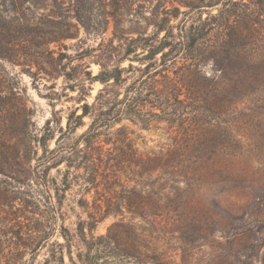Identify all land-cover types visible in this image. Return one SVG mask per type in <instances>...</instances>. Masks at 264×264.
I'll use <instances>...</instances> for the list:
<instances>
[{
  "label": "rangeland",
  "instance_id": "obj_1",
  "mask_svg": "<svg viewBox=\"0 0 264 264\" xmlns=\"http://www.w3.org/2000/svg\"><path fill=\"white\" fill-rule=\"evenodd\" d=\"M207 1L213 0H203V3ZM233 1L239 4L248 0H228L226 6L219 0L213 7L203 6L201 19L209 13L216 15L219 10L245 9L237 4L232 6ZM5 4H0V11L7 10ZM175 6L180 11L188 8L178 0H129L120 32L134 37L133 30L152 34L153 23L163 16V9L174 13ZM256 7L249 17L255 21L264 20V12ZM40 11L46 13L48 8ZM196 17L181 13L170 17L166 25L188 26L195 24ZM71 21V36L51 41L48 47L53 57L60 51L66 56L62 63H68L67 71L73 72L72 67H76L73 82L64 81L62 75L54 78L42 72L33 75L27 71L30 69L27 66L0 60V264H80L77 260V253L82 249L79 217L85 219L86 214L78 201L87 199L92 205V201L110 197L117 200L122 194V185H130L127 179L134 177L128 169L126 173L117 172L114 177L111 168L120 151L115 148L107 151L111 145H104L101 150V147L88 149L87 153L80 154L81 157L63 151L59 155L64 156V161L60 162L59 155L40 160L43 156L40 146L35 141H23L17 120L20 103L32 109L31 122L35 126L29 129L36 127L34 132L38 134L39 127L51 116L53 106L64 127L67 108L84 101L103 107L114 97L108 90L97 95L103 85L99 81L90 82L84 71L95 75L101 69L100 62L115 63L125 45L112 37V23L103 32L86 33L75 20ZM244 34L247 47L259 49L251 59L261 68V75L255 80L254 75L243 71L244 65L239 60L228 67L225 74L216 70L211 60L201 63L196 82L197 89L202 92L196 101L187 99L185 93L179 96L184 99L181 106L192 103L195 109L196 131L191 141L186 124L151 122L142 129L123 120L112 128L126 124L132 147L142 155L164 153L173 149L176 142L185 146L188 165L182 173L185 174L183 182L177 185L179 203L186 205L179 208L184 242L183 252L179 248L175 252L178 257L183 255L186 260L193 261L192 264H264V50L261 48L264 47V32L256 30ZM108 55L111 58H107ZM101 57L106 58L99 60ZM158 57L159 54L157 62ZM128 63V59L120 63V67L125 68L121 70L117 85L110 90L121 96L128 85L146 88L153 85L155 89H163L162 72L151 76L143 65L133 62L138 69L126 68ZM35 68L32 67V72ZM232 81L240 82L233 87ZM72 83H75L73 89L70 88ZM210 114L213 119L206 123ZM83 120L84 127L66 134L58 145L76 143L90 118L85 116ZM48 145L53 148L55 140H50ZM74 165L80 167L75 169ZM94 179L93 184L87 182ZM124 215L126 220L128 215ZM233 215L245 221L240 222ZM119 218H104L97 224L94 234L106 233L108 226ZM245 222L253 224L254 228L235 236L238 227Z\"/></svg>",
  "mask_w": 264,
  "mask_h": 264
},
{
  "label": "trees",
  "instance_id": "obj_2",
  "mask_svg": "<svg viewBox=\"0 0 264 264\" xmlns=\"http://www.w3.org/2000/svg\"><path fill=\"white\" fill-rule=\"evenodd\" d=\"M227 2L228 0H223V6ZM233 2L232 6L236 7L237 4L245 9L234 8L233 11L225 12L219 10L216 15L209 13L205 19H201L202 7H213L219 0L206 3L203 0H178L179 4L188 8L180 11L175 6L174 13L163 9V16L153 23L152 34L133 30L136 33L134 37L120 32V25L126 20L124 16L128 13L129 0H110L108 4L104 0H49V3L46 0H1V5L7 3V10L0 11V60L12 65L27 66L30 74L42 72L52 78L62 75L66 82L75 80L76 67H72L73 72L67 71L68 63H62L66 56L60 51L53 57V51L48 47L51 41L71 36L69 28L72 26V19L86 33L103 32L112 23V37L125 45L124 52L115 63L100 62L101 69L95 75L84 71L90 82L99 81L103 85L97 95L106 90L112 93L114 97L107 105L96 107L94 103L84 101L78 106L67 108L64 127L58 110L53 106L51 116L39 127L38 134L34 132L36 127L29 129L35 126L31 122L32 109L22 103L18 108L17 120L21 125L23 141H35L40 146L43 155L40 160L52 159L63 151H70L76 157H81L80 154L87 153L88 149L101 147V150L104 145H111L107 151L112 148L120 151L111 168L114 177L116 178L117 172L126 173L127 169L134 176L127 179L131 182L130 185H122V194L118 195L117 200L113 201L110 197L104 201H92V205L87 199L78 201L86 214L85 219L79 217L82 249L77 253V260L80 264H192L193 261L186 260L183 255L178 257L175 252L178 248L183 252L184 242L181 235L182 220L179 219L180 188L177 185L183 182L182 176L185 174L182 173H185L183 170L188 165L184 156L185 146L176 142L173 149L164 153L142 155L132 147L127 137L126 124L112 128L123 120L142 129L147 128L151 122L164 121L178 126L186 124L191 141L196 131L195 109L194 106L191 107L192 103L181 106L184 99L179 96L185 93L187 99L196 101L198 94L202 92L197 89L199 84L196 82L201 63L211 60L216 70L225 74L228 67L239 60L244 65L243 71L254 75L255 80L257 75H261V68L251 59L259 49L247 47V36L244 33L256 30L264 32V20L255 21L249 17L255 6L264 12V0L254 3L248 0L247 3L239 4ZM45 8H48V12L40 11ZM181 13L189 16L195 14V24L193 22L188 26L183 24L176 27L166 25L170 17H177ZM210 20L212 22L208 24L206 21ZM174 27L178 29L177 37ZM162 31L164 33L159 37ZM101 43L102 41L99 45ZM261 48L264 50L263 46ZM101 58L99 60L106 57ZM107 58L111 56L108 55ZM125 59L129 60L126 68L138 69L133 65V62H137L151 76L162 72L165 79L163 89H155L153 85L147 88L143 85H128L121 96L110 90L117 85L121 70L125 68L120 67V63ZM33 66L36 68L32 72ZM236 83L232 81L231 86L236 87ZM74 87L75 83L70 85L71 89ZM85 116H89L90 121L79 134L77 142L71 146L58 145L66 134L84 127ZM212 116L210 114L205 122L209 123ZM52 139L55 140V146L49 148L48 142ZM63 158L62 154L59 155L60 162L64 161ZM79 167L74 165L75 169ZM87 182L93 184L95 179ZM106 188L112 190L110 187ZM125 213L128 215L126 220ZM109 216L120 218L108 226L106 233L95 235L93 231L97 224ZM233 218L245 221L238 215H233ZM253 228V224L245 222L242 227H238L235 236L245 234Z\"/></svg>",
  "mask_w": 264,
  "mask_h": 264
}]
</instances>
